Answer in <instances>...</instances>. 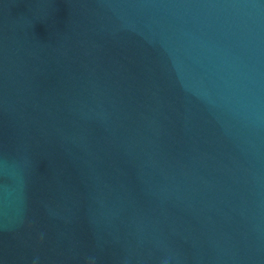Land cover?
Returning a JSON list of instances; mask_svg holds the SVG:
<instances>
[{
	"label": "water",
	"instance_id": "1",
	"mask_svg": "<svg viewBox=\"0 0 264 264\" xmlns=\"http://www.w3.org/2000/svg\"><path fill=\"white\" fill-rule=\"evenodd\" d=\"M0 264H264V0H0Z\"/></svg>",
	"mask_w": 264,
	"mask_h": 264
}]
</instances>
